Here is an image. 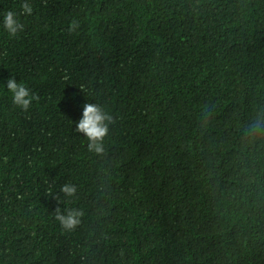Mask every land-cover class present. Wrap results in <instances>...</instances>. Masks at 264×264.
<instances>
[{
	"label": "trees",
	"instance_id": "1",
	"mask_svg": "<svg viewBox=\"0 0 264 264\" xmlns=\"http://www.w3.org/2000/svg\"><path fill=\"white\" fill-rule=\"evenodd\" d=\"M23 2L0 0V264H264V0Z\"/></svg>",
	"mask_w": 264,
	"mask_h": 264
},
{
	"label": "clouds",
	"instance_id": "2",
	"mask_svg": "<svg viewBox=\"0 0 264 264\" xmlns=\"http://www.w3.org/2000/svg\"><path fill=\"white\" fill-rule=\"evenodd\" d=\"M22 14L31 15L33 8L28 0H24L21 4ZM3 29L11 37H15L19 32L23 31L24 25L19 21L17 13L7 11L3 16ZM79 27L77 21H73L69 26V32H74ZM7 90L11 93L12 103L17 108L27 111L37 97L23 84L18 83L14 77H10L6 83ZM83 91V89H81ZM115 121L103 107L96 103H85L83 106L82 118L76 124L75 131L82 133L87 139V148L89 152L102 155L105 152L104 140L109 133V125ZM264 131L259 123L249 126L246 135L253 136ZM60 191L65 196H73L77 189L72 184H65ZM83 215L81 211L68 210L67 214H61L57 210L55 219L60 222L61 226L66 230H73L79 223L80 217Z\"/></svg>",
	"mask_w": 264,
	"mask_h": 264
}]
</instances>
